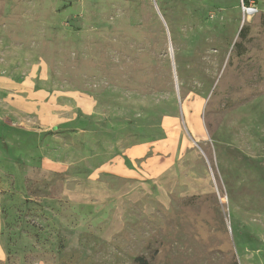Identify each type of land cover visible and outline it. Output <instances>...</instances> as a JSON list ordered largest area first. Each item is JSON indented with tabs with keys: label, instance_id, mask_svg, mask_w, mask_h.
I'll use <instances>...</instances> for the list:
<instances>
[{
	"label": "rangeland",
	"instance_id": "rangeland-1",
	"mask_svg": "<svg viewBox=\"0 0 264 264\" xmlns=\"http://www.w3.org/2000/svg\"><path fill=\"white\" fill-rule=\"evenodd\" d=\"M252 1L248 14L244 0H0V79L14 84L0 100L53 98L71 119L85 103L94 128L2 116L0 264H264V0ZM168 118L163 201L58 199L84 169L167 137ZM54 157L67 169L43 165Z\"/></svg>",
	"mask_w": 264,
	"mask_h": 264
},
{
	"label": "crops",
	"instance_id": "crops-1",
	"mask_svg": "<svg viewBox=\"0 0 264 264\" xmlns=\"http://www.w3.org/2000/svg\"><path fill=\"white\" fill-rule=\"evenodd\" d=\"M9 90H14V84L0 79L1 99L3 92ZM86 106L85 103L79 104L77 111L81 114L71 119L68 118L71 112L70 106L53 98L41 101L35 99L17 101L16 104L12 105L0 100V119L4 121L2 116L6 117L10 113L19 116L24 115L38 124V126H34L37 131L56 130L57 126L58 129L63 127L62 130L65 132L76 129L79 131V135L85 137L94 129L90 124L92 117L87 112ZM69 124H74L75 127L73 128ZM167 124H171L170 130L167 128ZM164 126L167 137L162 140L155 143L142 142L120 149L105 162L95 165L93 170L84 169L80 173V178L67 179L63 183L62 195L58 199L77 203L80 205V210L89 211H94L98 206L104 209L113 203L138 202L145 196L152 194L163 201L168 197L167 180H171L176 173L173 162L176 159L174 152L176 153L177 148L173 147V144L177 143L175 140L178 135L175 130L176 120L174 118H168ZM68 133L67 135L71 136ZM54 158L56 163L47 164L49 161L45 162L47 160L45 159L42 160L43 165L54 170L67 169L62 163L63 161L57 157ZM72 181L77 182L73 190L69 187ZM56 200L57 198H54L50 201L56 202ZM86 213L85 211L83 215Z\"/></svg>",
	"mask_w": 264,
	"mask_h": 264
},
{
	"label": "trees",
	"instance_id": "trees-1",
	"mask_svg": "<svg viewBox=\"0 0 264 264\" xmlns=\"http://www.w3.org/2000/svg\"><path fill=\"white\" fill-rule=\"evenodd\" d=\"M245 4L248 5L249 1H245ZM137 264H150L144 257H138L136 259Z\"/></svg>",
	"mask_w": 264,
	"mask_h": 264
},
{
	"label": "built area",
	"instance_id": "built-area-1",
	"mask_svg": "<svg viewBox=\"0 0 264 264\" xmlns=\"http://www.w3.org/2000/svg\"><path fill=\"white\" fill-rule=\"evenodd\" d=\"M245 1H249V4L246 5L245 4ZM251 2H253V1L252 0H244V2H243V9H244L245 12H248V11H251L252 10L251 6H249Z\"/></svg>",
	"mask_w": 264,
	"mask_h": 264
},
{
	"label": "bare ground",
	"instance_id": "bare-ground-1",
	"mask_svg": "<svg viewBox=\"0 0 264 264\" xmlns=\"http://www.w3.org/2000/svg\"><path fill=\"white\" fill-rule=\"evenodd\" d=\"M247 13H248V14H252V11H248Z\"/></svg>",
	"mask_w": 264,
	"mask_h": 264
},
{
	"label": "water",
	"instance_id": "water-1",
	"mask_svg": "<svg viewBox=\"0 0 264 264\" xmlns=\"http://www.w3.org/2000/svg\"><path fill=\"white\" fill-rule=\"evenodd\" d=\"M172 51V50H171Z\"/></svg>",
	"mask_w": 264,
	"mask_h": 264
}]
</instances>
